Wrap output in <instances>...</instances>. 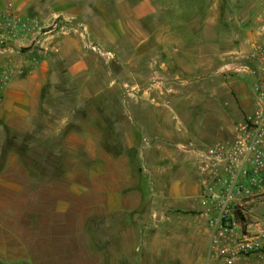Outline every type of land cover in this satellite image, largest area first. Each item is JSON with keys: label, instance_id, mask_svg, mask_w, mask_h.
Masks as SVG:
<instances>
[{"label": "crops", "instance_id": "1", "mask_svg": "<svg viewBox=\"0 0 264 264\" xmlns=\"http://www.w3.org/2000/svg\"><path fill=\"white\" fill-rule=\"evenodd\" d=\"M7 3L40 26L0 48V81L8 75L0 99V264H264V251L209 255L208 203L195 165L161 132L151 133L162 123L145 110L141 119L121 112L118 150L98 135L118 129L110 109L102 124L66 128L54 173H35L17 153L2 152L7 129L37 130L44 89L88 72L94 51L109 56L126 23L147 34L141 19L153 9L150 0H0V9ZM253 206L252 218L264 224L263 213L252 214L263 203Z\"/></svg>", "mask_w": 264, "mask_h": 264}, {"label": "rangeland", "instance_id": "2", "mask_svg": "<svg viewBox=\"0 0 264 264\" xmlns=\"http://www.w3.org/2000/svg\"><path fill=\"white\" fill-rule=\"evenodd\" d=\"M150 2L153 9L141 19L148 33L126 23V34L108 46L109 56L94 51L88 72L44 89L33 116L37 130L7 129L3 153H17L35 173H54L57 144L65 129L102 124L108 109L118 129L98 135L110 150L122 147L121 112L127 108L136 113L134 119H141L145 110L146 119L162 123L161 130L155 126L151 133L161 132L170 147L176 148L183 136L206 143L230 137L234 124L252 107L254 76L229 67L246 59L253 45L264 44V0ZM107 65L109 76H116L111 86ZM99 90L101 96H111L96 95ZM241 92L251 98L250 105L242 103ZM260 203L264 206V198ZM257 208L253 215L264 214Z\"/></svg>", "mask_w": 264, "mask_h": 264}, {"label": "built area", "instance_id": "3", "mask_svg": "<svg viewBox=\"0 0 264 264\" xmlns=\"http://www.w3.org/2000/svg\"><path fill=\"white\" fill-rule=\"evenodd\" d=\"M39 26L38 19L20 15L7 3L0 9V48ZM245 57L229 68L254 76V97L230 137L206 143L183 136L176 142L179 151L190 155L200 196L208 203L209 255L226 260L264 251V224L248 211L251 203L264 198V44L253 45ZM7 78L5 74L0 81V99Z\"/></svg>", "mask_w": 264, "mask_h": 264}]
</instances>
